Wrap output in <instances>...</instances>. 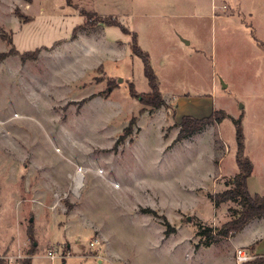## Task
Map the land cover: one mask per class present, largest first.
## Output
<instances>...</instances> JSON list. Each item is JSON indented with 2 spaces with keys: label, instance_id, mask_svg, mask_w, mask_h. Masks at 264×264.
<instances>
[{
  "label": "rangeland",
  "instance_id": "1",
  "mask_svg": "<svg viewBox=\"0 0 264 264\" xmlns=\"http://www.w3.org/2000/svg\"><path fill=\"white\" fill-rule=\"evenodd\" d=\"M81 8L93 34L73 41ZM131 33L163 99L210 94L201 117L221 120L173 142L176 104L151 113L129 93L150 90ZM37 48L0 59V263L236 264L197 230L238 209L208 197L238 170L236 121L264 196V0H0V53Z\"/></svg>",
  "mask_w": 264,
  "mask_h": 264
},
{
  "label": "trees",
  "instance_id": "2",
  "mask_svg": "<svg viewBox=\"0 0 264 264\" xmlns=\"http://www.w3.org/2000/svg\"><path fill=\"white\" fill-rule=\"evenodd\" d=\"M66 2L68 5H71V0H66ZM74 8L77 7L74 6ZM79 13L83 15L85 21L83 24L76 25L73 28L70 36L71 39H75L78 31L82 30L85 25L90 24L92 21V12L81 8L79 9ZM104 23L106 25L119 26L123 32L129 34V31L116 20H110ZM130 35V50L133 55L141 59L143 64V74L147 80L150 90L147 93L138 94L134 91L133 84H131L129 86V93L131 96L137 97L143 106L149 107L152 110L161 106H165L166 103L162 98L158 88V78L149 62V55L146 51H143L139 47L136 34L131 33ZM8 42H11V39H9ZM11 53L18 54L23 61L27 59L35 60L39 53V49L37 48L34 51H28L24 53H19L17 50L12 49L11 51L0 53V59ZM220 120L221 118L217 115V111L212 112V114L207 117L184 115L177 124L179 130L173 142H178L186 137H189L193 133L203 129L207 124L214 121L219 122ZM134 122L135 119L131 118L128 126L124 128V133L121 135V137H119V140H123L128 134H130L129 132ZM235 128V161L238 171L230 180V186L227 189L214 194H208V197L215 207H218L222 202L232 201L238 204V209H236V211L231 214L233 216H231V218L223 223L218 229L210 226H204L199 223L197 235L204 238L205 246H209L222 238H226L238 233L252 219L264 216V196L260 194H251L247 189V178L250 176L253 167L250 159L243 154L244 135L241 125L238 123V121L235 122ZM118 142L120 141L117 140L116 143ZM163 222L167 227L170 226L165 217H163ZM164 234H169V230L165 229ZM263 262V257H255L253 261H248L243 264H263ZM24 264H31V259L25 260Z\"/></svg>",
  "mask_w": 264,
  "mask_h": 264
},
{
  "label": "crops",
  "instance_id": "3",
  "mask_svg": "<svg viewBox=\"0 0 264 264\" xmlns=\"http://www.w3.org/2000/svg\"><path fill=\"white\" fill-rule=\"evenodd\" d=\"M93 34V31H88V29L80 30L77 33V36L73 41L79 40L81 37H86L88 35ZM165 102H174L176 104V113H175V120H176V127H178V123L180 121V115L182 114H193L195 117H201L206 116L210 113L211 107L214 103L213 96L210 94H199L196 96H190V97H182V96H176V98H173V96H167L163 94ZM163 106L157 108V109H150L149 112H160L161 108ZM193 108V111H196V113H193L189 111V108ZM195 109V110H194ZM202 130V129H201ZM197 131L193 133L191 136L186 137L182 139L181 141L189 140L194 136L196 133L201 132ZM238 171V170H237ZM235 170H230V173L233 174V176L237 173ZM220 173V172H219ZM218 176L220 174L217 173ZM233 176L230 178V180L233 178ZM264 216L256 217L249 221L238 233L222 238L231 241V252L235 251L237 248H243L248 249L252 255L257 254H264Z\"/></svg>",
  "mask_w": 264,
  "mask_h": 264
},
{
  "label": "built area",
  "instance_id": "4",
  "mask_svg": "<svg viewBox=\"0 0 264 264\" xmlns=\"http://www.w3.org/2000/svg\"><path fill=\"white\" fill-rule=\"evenodd\" d=\"M96 243H97V241L90 242V246H94V244H96ZM47 256L49 257V259L51 261H53L56 257L54 251H48ZM251 258H252V256L245 249L237 248L235 250V262H236V264H241V263L247 262Z\"/></svg>",
  "mask_w": 264,
  "mask_h": 264
},
{
  "label": "bare ground",
  "instance_id": "5",
  "mask_svg": "<svg viewBox=\"0 0 264 264\" xmlns=\"http://www.w3.org/2000/svg\"><path fill=\"white\" fill-rule=\"evenodd\" d=\"M26 118H28V117H26ZM30 121L32 122V120H30ZM31 125H32V124H31ZM81 174H82V173H81V170H79V171H78V175L81 176Z\"/></svg>",
  "mask_w": 264,
  "mask_h": 264
},
{
  "label": "water",
  "instance_id": "6",
  "mask_svg": "<svg viewBox=\"0 0 264 264\" xmlns=\"http://www.w3.org/2000/svg\"><path fill=\"white\" fill-rule=\"evenodd\" d=\"M221 83H222V86H224V85H225L223 82H221ZM240 106H242V105L240 104Z\"/></svg>",
  "mask_w": 264,
  "mask_h": 264
}]
</instances>
